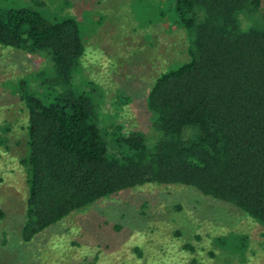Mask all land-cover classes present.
Segmentation results:
<instances>
[{"label": "trees", "instance_id": "trees-1", "mask_svg": "<svg viewBox=\"0 0 264 264\" xmlns=\"http://www.w3.org/2000/svg\"><path fill=\"white\" fill-rule=\"evenodd\" d=\"M170 3L188 35L187 58L158 74L146 94L152 140L121 124L109 129L95 84L74 87L84 51L74 18L32 6L0 9V45L39 53L53 67L48 94L20 95L27 112L22 241L146 183L193 188L264 224V26L244 28L237 17L264 12V0Z\"/></svg>", "mask_w": 264, "mask_h": 264}, {"label": "rangeland", "instance_id": "rangeland-1", "mask_svg": "<svg viewBox=\"0 0 264 264\" xmlns=\"http://www.w3.org/2000/svg\"><path fill=\"white\" fill-rule=\"evenodd\" d=\"M170 1L0 0V9L32 6L74 18L84 47L74 87L95 84L109 129L121 124L152 140L146 94L158 74L187 58L188 35ZM237 17L244 28L264 26L260 9ZM52 73L50 58L0 45V264H264L263 223L178 184L117 191L22 241L27 112L20 95L48 94Z\"/></svg>", "mask_w": 264, "mask_h": 264}]
</instances>
